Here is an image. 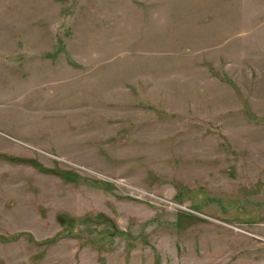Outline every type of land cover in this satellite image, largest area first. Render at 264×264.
I'll return each mask as SVG.
<instances>
[{
	"label": "rangeland",
	"instance_id": "obj_1",
	"mask_svg": "<svg viewBox=\"0 0 264 264\" xmlns=\"http://www.w3.org/2000/svg\"><path fill=\"white\" fill-rule=\"evenodd\" d=\"M0 264H264V0H0Z\"/></svg>",
	"mask_w": 264,
	"mask_h": 264
},
{
	"label": "trees",
	"instance_id": "obj_2",
	"mask_svg": "<svg viewBox=\"0 0 264 264\" xmlns=\"http://www.w3.org/2000/svg\"><path fill=\"white\" fill-rule=\"evenodd\" d=\"M40 165V164H39Z\"/></svg>",
	"mask_w": 264,
	"mask_h": 264
}]
</instances>
